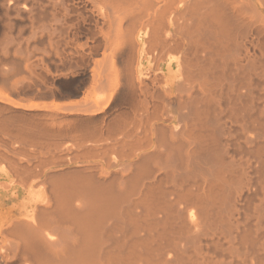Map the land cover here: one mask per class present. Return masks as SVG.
Segmentation results:
<instances>
[{"label": "bare ground", "instance_id": "obj_1", "mask_svg": "<svg viewBox=\"0 0 264 264\" xmlns=\"http://www.w3.org/2000/svg\"><path fill=\"white\" fill-rule=\"evenodd\" d=\"M0 264H264V0H0Z\"/></svg>", "mask_w": 264, "mask_h": 264}]
</instances>
